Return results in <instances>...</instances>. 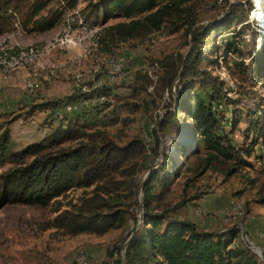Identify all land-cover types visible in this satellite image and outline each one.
Wrapping results in <instances>:
<instances>
[{"label":"trees","instance_id":"trees-1","mask_svg":"<svg viewBox=\"0 0 264 264\" xmlns=\"http://www.w3.org/2000/svg\"><path fill=\"white\" fill-rule=\"evenodd\" d=\"M204 1L87 2L79 13L85 23L91 22V26L105 24L109 19H132L107 27L104 39L124 42L161 30L174 33L180 28L185 29L190 39L189 51L185 55H164L157 61L163 71L158 78L159 90L161 94L166 92L170 102L156 123L151 144L136 136L119 145L108 135L105 128L120 122L118 112L121 107L109 101L114 94L106 86L95 92L79 91V97L98 104L93 106L95 109L102 106L101 110L95 111L102 119L96 127L82 122L79 117L83 110L72 104L75 98L71 97L64 102L43 105L54 110L55 121L58 120L54 113L65 107L70 106L76 111L73 109L65 115L66 123L50 131L40 142L18 148L8 130L1 129L0 166L9 165V168L0 173V209L12 205L52 208L55 216L41 223L38 230H55L70 237L103 236L129 223L138 225L119 247H113L107 253L111 261L107 264H264V260L243 241L239 228L205 231L194 222L168 216V212L157 213L153 206L157 185L166 186L194 157L197 158L194 168L198 176L214 164L228 163L226 178L250 167L244 158L252 156L257 147L263 154H256L255 158L264 160V97L255 90V84L264 79V58L256 65L258 71L257 67L249 70L246 65H241L239 71L238 81L251 86L245 90L239 83L241 91L238 94L251 104L244 118V142L237 145L231 135L241 119L232 112L231 131L225 133L218 105L227 103L235 109L238 103L231 102L223 93L224 84L208 71V67H217L219 63L210 58L212 52L220 54L218 58L224 61L239 53L235 41H221L218 46L214 38L235 30L241 15L229 7L220 20L200 24L193 5ZM77 4L78 0H0V36L18 29L28 35L49 32L58 27ZM135 79L143 84L141 88L151 86L152 92L158 91L156 83L145 74L137 73ZM174 80L177 81L175 105ZM98 98H103V102H96ZM70 115L73 117L68 119ZM180 123L188 125L190 143L176 142V154L170 155L161 149L162 137ZM158 156H161V162L151 169L149 160ZM142 169H146L148 177L139 187L136 176ZM76 190L90 191L77 201L69 200L68 194ZM140 192L141 202L138 200ZM257 202L264 205V197ZM139 208L142 210L140 224V215L136 213Z\"/></svg>","mask_w":264,"mask_h":264},{"label":"rangeland","instance_id":"rangeland-1","mask_svg":"<svg viewBox=\"0 0 264 264\" xmlns=\"http://www.w3.org/2000/svg\"><path fill=\"white\" fill-rule=\"evenodd\" d=\"M88 1L97 0H78L76 8L67 12L63 22L49 32L28 35L18 29L0 36V52L3 54L10 56L29 49L34 51L32 59L24 60L16 66L11 65V61H6L5 56L0 57V130L7 129L18 148L42 141L50 131L66 123V118L62 122L53 119L54 110L43 107L48 103L64 102L74 97L72 104L83 110L79 117L82 122L90 127L100 125L101 115L95 111L101 110L102 106L95 109L93 106L98 104L79 97V91L84 86L97 83L98 78L103 80L110 71L111 63L119 64L121 57L125 59V69L130 77L109 83L112 75H107V84L112 85L103 86L112 89L114 97L109 101L112 105L121 107L118 112L121 120L116 125L106 127V132L119 145L126 144L136 136L148 144L152 142V133L157 129L156 123L162 118L164 107L170 102L166 92L161 94L159 90L158 78L163 75V71L157 61L164 55H185L190 48V39L184 28L174 33L161 30L124 42L104 39L107 27L116 23H128L132 19H109L105 24L91 26V22L85 23L79 13ZM193 6L198 22L203 25L220 20L229 7H233L241 15L235 30L214 38L218 46L221 41H235L239 53L228 56L224 61L218 58L220 54L212 52L209 57L219 63L217 67H208V71L224 84L223 93L231 102L238 103L235 109L223 103L225 108L221 105L223 111L220 107L218 111H221V125L225 133L231 131L232 112L241 119L235 133L231 135L233 141L241 145L244 142L242 132L246 126L244 118L251 103L239 95L238 91L248 90L251 85L238 81L239 71L241 65H246L249 70L257 67L258 71L256 65L264 58V0H206ZM15 48L19 50H14ZM137 73L145 74L153 80L158 91L152 92L151 86L141 88L140 85L143 84L135 79ZM75 77H78L80 83L75 82ZM176 83V80L172 83L173 105L177 97ZM27 84L33 86L31 91ZM255 85L256 93L264 97V79ZM72 115L67 118H72ZM122 119L126 122L123 123ZM176 126L161 141L162 149L170 155L176 154L177 143L186 145L191 139L182 141V135L189 132L187 124L180 123ZM256 154L262 155V149L257 147L252 156L244 158L250 167L229 178L224 175L228 163L214 164L210 170L198 176L194 168L197 158H192L185 169L177 171L166 186L157 185L153 206L157 213L168 212V216L194 222L199 227L211 224L215 228L212 232L238 228L232 225L241 224L243 241L246 243L244 236L247 237L248 234V242L253 245L249 247L264 260V241L256 240L249 233L250 227H254L256 231L264 226V205L257 202L264 197V160L255 158ZM160 162L161 156H158L150 159L148 166L155 169ZM7 168L9 165L0 166V173ZM147 175L146 169L138 172L136 183L139 187L147 179ZM89 191H72L68 198L77 201L78 197ZM138 200L142 201L141 192ZM136 213L140 215L142 210L139 208ZM54 216L52 208L12 205L0 209V264L111 263L107 253L113 247H119L126 236L138 227L129 223L126 227L103 236L75 237L65 236L55 230H38L41 223Z\"/></svg>","mask_w":264,"mask_h":264},{"label":"bare ground","instance_id":"bare-ground-1","mask_svg":"<svg viewBox=\"0 0 264 264\" xmlns=\"http://www.w3.org/2000/svg\"><path fill=\"white\" fill-rule=\"evenodd\" d=\"M12 51V50H11ZM1 53V52H0ZM13 53V52H12ZM38 54V53H37ZM9 55V54H8ZM6 53H1L0 54V57H3V56H5V60L6 61H11V65H14V66H16V65H20L21 64V62L22 61H24V60H28V59H32V57L34 56V51L32 50V49H29V50H26V51H20L19 53H17L16 52V54H14V55H10V56H8ZM6 56H7V58H6ZM3 59V58H2ZM3 59V60H4ZM28 62V61H27ZM121 62V61H120ZM7 66V65H6ZM12 67V66H11ZM9 69V68H8ZM116 80V77L114 76V75H112V77H110V79H109V83H112L113 81H115ZM34 83H35V79H34ZM93 84H97V83H93ZM28 85V84H27ZM101 87H103V85L102 86H95V89H99V88H101ZM30 91L33 89V86H31V85H28V87H27ZM84 93H87V92H84ZM97 100H98V102L99 101H101V102H99V103H102L103 102V98H98V99H96V102H97ZM91 102V101H90ZM94 103V102H93ZM68 106V105H67ZM219 107V106H218ZM74 108H72V107H70V106H68V107H65L64 109H63V111H59V121H61V120H63L64 119V116L65 115H68V114H70V113H72V110H73ZM75 111H76V109H74ZM54 118L57 120V116L55 115V113H54ZM189 138H190V133L187 131L185 134H183L182 135V141L183 142H186V141H188L189 140ZM257 251V250H256ZM258 252V254H260V251H257Z\"/></svg>","mask_w":264,"mask_h":264},{"label":"built area","instance_id":"built-area-1","mask_svg":"<svg viewBox=\"0 0 264 264\" xmlns=\"http://www.w3.org/2000/svg\"><path fill=\"white\" fill-rule=\"evenodd\" d=\"M48 74H49V76L51 75V70H49ZM107 75H114L116 77V82H118L120 80H124L126 78H129L130 75L125 69V59L123 57H121V62L119 64H112L111 63L110 71ZM107 75H106V77H103V80L98 78L97 84H90L89 86H84L83 88H81V92H95V86H102V85L111 86L112 84H107ZM74 80L76 83H80V80L78 79V77H75ZM99 102H101V101H99ZM219 107L221 110L222 107L221 106H219ZM55 115L57 116L58 122H60L59 121V111H57L55 113ZM230 212H232V211H230ZM218 226H219V223H218ZM232 226H238V228L242 232V236H243V229H242L241 224H233ZM244 237L246 238V243L249 246H253L252 244H249L248 237H246V236H244Z\"/></svg>","mask_w":264,"mask_h":264},{"label":"crops","instance_id":"crops-1","mask_svg":"<svg viewBox=\"0 0 264 264\" xmlns=\"http://www.w3.org/2000/svg\"><path fill=\"white\" fill-rule=\"evenodd\" d=\"M260 227H262V228H260V229L257 228L256 231L253 229L254 227H250L249 228V233L256 240H259V241L263 240L264 241V226H260ZM200 228L205 230V231H209V232H212L213 230H215V228L211 224H207V225L201 226Z\"/></svg>","mask_w":264,"mask_h":264},{"label":"water","instance_id":"water-1","mask_svg":"<svg viewBox=\"0 0 264 264\" xmlns=\"http://www.w3.org/2000/svg\"><path fill=\"white\" fill-rule=\"evenodd\" d=\"M162 147H163V143L161 142V149H162ZM148 176V175H147ZM142 193V192H141ZM141 220H142V217H141V215L139 216V221H138V224H140V222H141ZM127 243V242H126ZM125 246H126V244H125ZM124 246V247H125ZM122 253H124V250L122 251ZM258 253V252H257Z\"/></svg>","mask_w":264,"mask_h":264}]
</instances>
